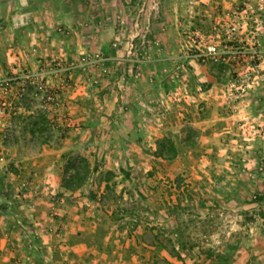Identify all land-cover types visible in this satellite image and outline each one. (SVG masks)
<instances>
[{"label":"rangeland","instance_id":"374dc122","mask_svg":"<svg viewBox=\"0 0 264 264\" xmlns=\"http://www.w3.org/2000/svg\"><path fill=\"white\" fill-rule=\"evenodd\" d=\"M214 32L219 44L232 40L238 63L257 48L263 66L193 59ZM0 78L8 82L0 87V147L16 146L18 161L0 168V213L11 208L15 237L36 260L44 237L74 239L75 264H264V0H0ZM136 86L146 106H134ZM108 87L114 99L127 97L126 111H108ZM135 108L146 118L133 120ZM113 112L115 122L133 125L110 132ZM154 123L169 128L156 141L146 132ZM187 129L198 131L188 146ZM162 138L176 158L159 155ZM112 143L119 148L107 150ZM51 145L62 152L42 190L53 203L42 233L29 207L41 186L28 169ZM74 154L95 170L68 191L61 185ZM150 227L192 250L181 260L156 252L143 238ZM51 253L41 264H51Z\"/></svg>","mask_w":264,"mask_h":264},{"label":"crops","instance_id":"0c3cea01","mask_svg":"<svg viewBox=\"0 0 264 264\" xmlns=\"http://www.w3.org/2000/svg\"><path fill=\"white\" fill-rule=\"evenodd\" d=\"M35 19V17H32ZM31 19V18H30ZM28 21V20H27ZM34 21H37V19H35ZM33 20L28 21L27 23L32 24ZM28 26H26L27 28ZM30 27H28V30H26V33L30 32L31 30ZM28 35V34H27ZM151 65H155V67H157V65H159V63H157L156 61L151 63ZM155 67H151V68H155ZM26 68H31L32 70H34V66L32 65L30 67L26 66ZM30 72V71H29ZM157 87V85H156ZM142 90L139 87H133V92L135 95V100L137 101V103L134 106H146L144 104V101L142 98V94H140ZM154 91V90H153ZM156 91V90H155ZM150 93L152 92V89L150 90ZM154 95V94H153ZM105 96H107V98H105V103H106V107L108 109V111L110 112L112 109H114L115 106L118 107L119 109V105L122 104L123 106V110L126 111V107H124L126 105L125 102H127V97H125L123 94H118L116 95V98L114 99L113 95H112V89L110 87H108V90L105 94ZM144 97L146 98V95H144ZM131 107V106H130ZM129 107V108H130ZM132 109V108H130ZM150 110H152V108H150ZM140 109H133V112L130 110L131 113V117L133 118V120L135 118L138 119H145L146 117H143L141 114ZM110 114V113H109ZM113 117H110L109 122H113L110 126H109V130L112 133H116L117 128H124L126 129V127H128L129 125L132 126L133 123L130 122H115V119L117 117H120L119 115L117 116L116 112H113ZM111 116V115H110ZM117 116V117H116ZM149 117H152L151 112L149 113ZM157 121V120H156ZM116 123V125H114ZM129 124V125H128ZM117 125H119L117 127ZM161 129L158 128V126H156V124L154 123V125H150L149 126V130L146 132H148L150 135L148 136V138L150 140H157V132H163L164 130H168V126H160ZM153 136V138H152ZM150 145L152 146V143H150ZM91 144H89V146H86V148L90 147ZM106 146V145H105ZM104 146V147H105ZM16 146L14 145H1L0 147V168L3 166H6V164L10 161H15L18 162L17 160L14 159V157L11 155L12 154V149H15ZM59 148V146H45L42 147L41 150L33 155L31 157V163H30V167L28 169V173H32L31 177H32V181L33 184L35 185L34 187H38L41 186L40 191H36L33 192V195H30L29 198H31L32 202L30 204L29 207H31L33 209L32 213H34V219L36 220V224L38 225V229L43 231H47V228L49 229L52 225L49 224V219L46 218L48 211L51 213V208L48 207L50 205H53V203H50L46 200V195L48 193V191L43 192L42 190H48V188H50V186H45V183H48L50 178L53 177L54 174H56V171L58 170L55 165H58L59 162L58 160H60V156H56L57 153L62 152V150H57ZM107 150H113V149H117L119 148L118 145L116 143H112L109 144L107 147H105ZM61 149V148H60ZM98 150H101L99 148H95ZM78 150V149H77ZM82 156L87 157L85 153L78 151ZM101 159H99L100 161ZM97 161V162H99ZM112 163L115 165H117L116 161H112ZM5 171L7 168H5ZM8 175H12L11 173L6 174V178H8ZM47 178V179H46ZM5 182V181H4ZM37 183H40L41 185H38ZM18 190V189H17ZM62 188L59 189V191H61ZM18 192V191H16ZM43 192V193H42ZM8 194H15V191H9ZM23 196L22 198H25L26 193L25 194L22 192L21 193ZM69 194H71V192H69ZM64 196H67L66 193H63ZM75 196V195H73ZM17 197V196H16ZM61 204V203H60ZM50 208V210H49ZM2 213H0V264H41L43 262H45L46 260L45 258V251L46 249H50L51 253V261L50 263L52 264H75L77 262V258L80 256L78 253H76L75 251L77 249H75L76 246V242L74 239H67V238H62V239H50L47 240L46 238H42L41 240H38L36 243V246L38 248V259L36 260L34 257V254L28 253V251L24 250V245L22 243H20V240L15 237V226L13 225V214L12 210L9 206H7L5 209L2 208ZM4 210H6L7 212H4ZM58 210L59 209H53V211ZM69 217V216H68ZM66 220V219H65ZM84 224V222H82ZM84 227V226H83ZM32 246H34V244H32ZM65 253L64 255H61V253ZM58 256H61L60 259H58Z\"/></svg>","mask_w":264,"mask_h":264},{"label":"trees","instance_id":"16d2710c","mask_svg":"<svg viewBox=\"0 0 264 264\" xmlns=\"http://www.w3.org/2000/svg\"><path fill=\"white\" fill-rule=\"evenodd\" d=\"M34 122V121H33ZM36 122V121H35ZM34 122V123H35ZM198 133L195 129H187L184 134H187L182 141L183 145H192L193 141H191L192 136H196ZM44 140L42 142H46ZM156 149L159 155L163 158L172 160L177 156V149L175 144L167 138H162L161 141L156 143ZM95 170V167H91L86 158L80 156L79 154H74L67 162V167L65 168V174L70 173L69 176L65 177L62 180V187L68 191H75L79 189L84 182L87 180L89 174ZM7 207V205H4ZM2 206V208L4 207ZM132 209H124L123 212L125 214H130ZM4 212H7L4 210ZM135 212V211H133ZM136 213V212H135ZM149 237L143 236V238H148L151 241V247L156 250V252L163 251L168 257H173L176 260H181L183 251L192 250L191 246L186 247L184 244H179L177 247L174 244V241L167 233V230L163 227H150L148 229ZM211 252V251H209ZM208 254V251H207ZM212 254V253H211ZM212 256V255H211ZM218 259V257H216Z\"/></svg>","mask_w":264,"mask_h":264},{"label":"built area","instance_id":"2783aa9c","mask_svg":"<svg viewBox=\"0 0 264 264\" xmlns=\"http://www.w3.org/2000/svg\"><path fill=\"white\" fill-rule=\"evenodd\" d=\"M236 30L237 26L233 24L227 28L226 34H234ZM212 34L213 35L209 36L210 38L208 37L209 39H207L206 41H200V43L203 42V49H197L198 51L191 55L193 59L200 61L202 64L216 63L230 68L243 67L246 65L251 69H258L263 66V63L259 56L261 52L257 48L251 49L249 53V61L247 63H238L237 61L238 59H240V56H238L237 54H241L240 51H230V48L227 45V42H232V40L227 38L226 40H223L222 44H219L216 40L218 38L217 34L215 32ZM200 43L198 42V45H200ZM36 75H38V77H40L42 81V73ZM26 78L28 79L29 77L27 76ZM6 83H8L6 79L0 78L1 88L6 87ZM23 95L24 94L22 93V91L17 94L19 99H21ZM3 105L4 103L0 102V115H5L6 113V109L5 107H3Z\"/></svg>","mask_w":264,"mask_h":264},{"label":"water","instance_id":"95a60500","mask_svg":"<svg viewBox=\"0 0 264 264\" xmlns=\"http://www.w3.org/2000/svg\"><path fill=\"white\" fill-rule=\"evenodd\" d=\"M6 207L4 206L3 209H5Z\"/></svg>","mask_w":264,"mask_h":264}]
</instances>
